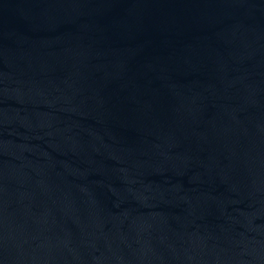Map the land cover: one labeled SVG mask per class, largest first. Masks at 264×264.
<instances>
[{"label": "water", "instance_id": "obj_1", "mask_svg": "<svg viewBox=\"0 0 264 264\" xmlns=\"http://www.w3.org/2000/svg\"><path fill=\"white\" fill-rule=\"evenodd\" d=\"M0 264H264V0H0Z\"/></svg>", "mask_w": 264, "mask_h": 264}]
</instances>
